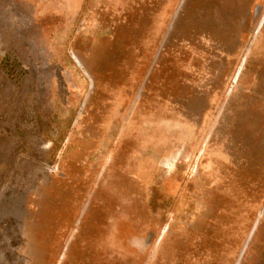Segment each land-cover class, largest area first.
<instances>
[{
    "label": "rangeland",
    "instance_id": "1",
    "mask_svg": "<svg viewBox=\"0 0 264 264\" xmlns=\"http://www.w3.org/2000/svg\"><path fill=\"white\" fill-rule=\"evenodd\" d=\"M0 264H264V0H0Z\"/></svg>",
    "mask_w": 264,
    "mask_h": 264
}]
</instances>
